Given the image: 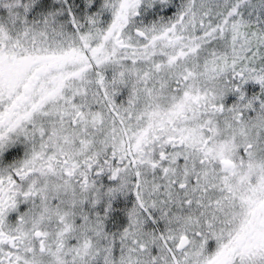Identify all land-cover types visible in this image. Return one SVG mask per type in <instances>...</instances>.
I'll use <instances>...</instances> for the list:
<instances>
[{
  "label": "snow or ice",
  "instance_id": "6c2138e0",
  "mask_svg": "<svg viewBox=\"0 0 264 264\" xmlns=\"http://www.w3.org/2000/svg\"><path fill=\"white\" fill-rule=\"evenodd\" d=\"M0 264H264V0H0Z\"/></svg>",
  "mask_w": 264,
  "mask_h": 264
}]
</instances>
